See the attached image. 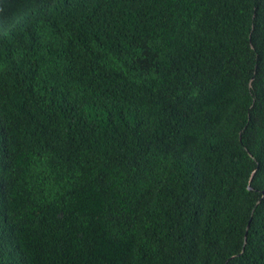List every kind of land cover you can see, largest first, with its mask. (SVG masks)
Returning a JSON list of instances; mask_svg holds the SVG:
<instances>
[{
	"label": "trees",
	"instance_id": "obj_1",
	"mask_svg": "<svg viewBox=\"0 0 264 264\" xmlns=\"http://www.w3.org/2000/svg\"><path fill=\"white\" fill-rule=\"evenodd\" d=\"M0 264H264V0H0Z\"/></svg>",
	"mask_w": 264,
	"mask_h": 264
},
{
	"label": "water",
	"instance_id": "obj_2",
	"mask_svg": "<svg viewBox=\"0 0 264 264\" xmlns=\"http://www.w3.org/2000/svg\"><path fill=\"white\" fill-rule=\"evenodd\" d=\"M247 228V227H246ZM245 239V238H244Z\"/></svg>",
	"mask_w": 264,
	"mask_h": 264
}]
</instances>
